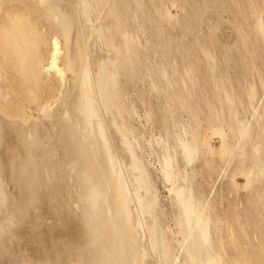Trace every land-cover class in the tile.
Returning <instances> with one entry per match:
<instances>
[{
  "label": "bare ground",
  "instance_id": "1",
  "mask_svg": "<svg viewBox=\"0 0 264 264\" xmlns=\"http://www.w3.org/2000/svg\"><path fill=\"white\" fill-rule=\"evenodd\" d=\"M224 1L0 0V264H264V231L254 256L250 220L220 226L214 186L198 179L197 162L218 154L222 178L240 158L242 187L264 180V77L262 93L245 84L237 106L240 91L203 45L214 44L216 27L212 40L198 29L209 8L225 14ZM246 6L229 22L244 46L254 36L264 51V2ZM177 23L194 32L199 24L204 43L183 44L181 65L175 52L152 66L148 45L172 53L167 30ZM195 51L218 105L197 96L211 84L187 58Z\"/></svg>",
  "mask_w": 264,
  "mask_h": 264
},
{
  "label": "rangeland",
  "instance_id": "2",
  "mask_svg": "<svg viewBox=\"0 0 264 264\" xmlns=\"http://www.w3.org/2000/svg\"><path fill=\"white\" fill-rule=\"evenodd\" d=\"M212 1V0H211ZM213 1H215V0H213ZM236 0H234L233 1V3L231 2V1H229V0H226V1H224L223 3H226V2H230L229 4H231L232 6H229L228 8L229 9H226V11L224 10V12H225V14L223 15V12H221V11H219V10H216V8L214 9L213 7V9L211 8V10H210V8L208 9V11L206 12V14L204 15V19L202 18V19H197V21H200V22H202V23H199V22H197V23H199V24H201L199 27H198V29L199 30H201V28H202V32H203V34H202V32L201 31H199V30H197V26L199 25H197V23L195 24V26H196V29H194L195 30V32L193 31V30H189L188 28H186V29H188V30H186L185 29V27L184 28H179V25L180 24H178V25H175L173 28H172V30L171 29H169L170 31H168L167 30V32H169V35L171 36H169L168 38L170 39L168 42H170L171 41V48H172V50L174 51H172V53H171V49L170 48H164V49H166V51H164V57H162V56H160V54H157L156 52H155V50H154V48H153V46H152V44H149L148 45V48L146 49L147 50V53H148V55H149V57H150V59H151V64H152V66H154L156 63H158V62H160L162 59L164 60V61H167L169 58H168V54H169V57H171V55L173 56V53H174V55H175V52H177V56H179V58L177 57V59L179 60V65H181V62H182V64H183V55H179V53H181L182 51H180L181 50V48L183 49V44H186L185 46H187V47H194L195 45H192V44H194V43H197V42H199L200 43V41H202L201 40V38L200 37H198V36H201L200 35V33L199 32H201V34H202V36L203 37H205V36H207L208 38H210V37H212L211 38V40L214 38L213 36H210V35H213L214 33L213 32H215V38H217V40L214 38V44H210V46H209V44L208 45H206V44H203L202 42V44L203 45H205L206 47L208 46V49H214L213 51H214V54L216 55V51L215 50H217V56H216V60H218L217 62H218V64H220V65H218V67L220 66V70L221 71H218V74L220 75L221 74V72H222V74L225 72L226 74H224V75H226L227 76V78L230 80V81H232V82H230V81H228V83H226V84H229V83H233V85L234 86H236L235 88H236V90L234 89V93H235V91H236V93H238L239 91V94L241 93V98H238L239 96L237 95H235L236 96V98H238L237 99V106H238V103H239V107H240V105H242L241 103H240V100L239 99H242V100H244V95H248V94H243L244 92L246 93V91H248L249 89H247L246 90V87H248V86H246L245 84H248L249 86H250V84H252V82H254L255 83V85L257 86L256 87V90L258 89V91H257V93H258V95H260L261 93H262V86H261V82H260V80H261V78L262 77H264V74H263V71H264V58H262L263 56H264V51H261V48H260V45H258L259 46V48L257 47V44H259L257 41H259L258 39H256V38H254V36H251V37H253L250 41H249V39H247L246 41H245V43H246V47H247V49H248V53L249 52H251V54H252V56H254V53H256L257 55L255 56V57H253L252 58V56L249 58V54L246 52V50L244 49L245 48V46H244V42H242L241 43V41L239 40H237V39H239L240 38V36L238 35V37H236V33H237V29H236V26L234 27V25H233V22H229V21H231L230 19H231V17H233V14H235V17L237 16V13H238V15L240 16L241 15V13H239L240 12V10L242 11V10H245V7H247L246 5H247V1H245V2H243V0H237L238 1V3H240L239 4V6L238 7H236L237 5H234V4H236V3H234ZM261 1H263L264 2V0H261ZM209 2H210V0H209ZM244 4L245 5V7L242 5V4ZM211 4V6H216L217 5V3L215 4V5H212V3H210ZM210 6V7H211ZM234 6V7H233ZM240 7H242V8H240ZM177 8V7H176ZM175 7H172V10H173V12L174 13H177V14H183L182 16L180 15V17L179 18H182L183 16H184V13H182L183 11L182 10H179L180 8H177L176 9ZM233 8V10H231ZM234 8H235V10H234ZM240 8V9H239ZM228 10V11H227ZM231 10V11H230ZM217 11H219V12H217ZM234 11H236V12H234ZM217 12V13H216ZM230 13V14H228V13ZM215 13V14H214ZM214 14V15H213ZM220 14V15H219ZM218 15L220 16V18H221V15H222V18H221V20L223 19V17H228L227 19L226 18H224L225 19V21L223 20V22H226V21H228L227 23H229V24H227V23H223L221 20H220V22L222 23V24H220L219 25V17H218ZM225 15H228V16H225ZM229 15H231V16H229ZM239 16H237V17H239ZM229 19V20H228ZM202 20H205V21H202ZM216 21L218 22V25L220 26V27H217L218 25L216 24ZM214 24L216 25V26H214ZM233 25V26H232ZM178 26V27H177ZM212 26V27H211ZM232 26V27H231ZM176 27V28H175ZM213 27H216V28H214V29H211V28H213ZM228 29H227V28ZM219 28V29H218ZM233 30H232V29ZM225 29V30H224ZM214 30V31H213ZM175 31V32H174ZM193 31V32H192ZM197 31H199V32H197ZM209 31H213L212 33L213 34H211V32H209ZM172 35H171V34ZM180 33V34H179ZM197 33H198V35H197ZM204 33H206V35L204 34ZM235 35H234V34ZM180 36H179V35ZM210 34V35H209ZM239 34V33H238ZM174 35V36H173ZM219 35V36H218ZM172 36H173V38H172ZM179 38H178V37ZM182 36V37H181ZM186 36V37H185ZM196 36H197V39H196ZM167 38V39H168ZM184 38V39H183ZM186 38V39H185ZM191 38V39H190ZM198 38H200V41H197L196 42V40H198ZM250 38V37H249ZM173 39V40H172ZM178 40H180L181 42H178ZM182 40H184L185 41V43H183L184 41H182ZM190 40V41H189ZM205 40V43L207 42V38H205L204 39ZM234 40H235V42L237 43V42H239V44H238V48L240 49V51L238 52V48H237V44L234 42ZM237 40V41H236ZM253 40H254V42H253ZM194 41V42H193ZM210 41V39L208 40V42ZM230 41V42H229ZM191 42V43H190ZM213 43V41H210L209 43ZM218 42V43H217ZM225 42L228 44H226V45H224L225 44ZM235 44H234V43ZM250 42V43H249ZM217 43V44H216ZM232 45H230V44ZM240 43L242 44V45H240ZM252 43V44H251ZM253 43H255L256 44V46H255V44H253ZM201 44V45H202ZM248 44V45H247ZM261 44V43H260ZM214 45V46H213ZM230 45V47H229V49L227 48L228 46ZM233 45H235V46H233ZM253 46V47H255V49L256 50H260V51H256L254 48H253V51H255V52H252L251 50V48H250V50H249V47L250 46ZM199 46V45H198ZM197 46V47H198ZM244 46V47H243ZM262 46V45H261ZM196 47V48H197ZM210 47H212V48H210ZM233 47H235V50L237 51V53H235L234 51L235 50H233L232 51V48ZM257 47V48H256ZM228 50H227V49ZM230 48H231V50H230ZM242 48V49H241ZM193 49V48H192ZM263 49V48H262ZM150 50V51H149ZM228 51V53H226L227 51ZM244 50V51H243ZM264 50V49H263ZM169 51V52H168ZM226 51V52H225ZM197 52H198V50H197ZM196 51H195V54L193 53V55H191V56H188L187 58H189V59H194V62H195V68H197V69H199V70H197L196 71V74L198 73V74H200V82H201V85H203V86H207V85H209L208 83H209V81H210V84H211V86H208V87H205V88H201V89H203V90H198L197 91V94L200 92V91H202L203 92V97L204 96H207L206 94H208V96H207V98H209L210 96V98H212V101H210V103H212L213 101V103L212 104H217L218 105V102L219 101H216V100H218V98H217V96H218V93L217 94H212L211 93V95H209V92H212V89H211V87H212V83H211V80H210V76L208 75V72L206 73V71L205 70H203V67H204V69H205V64L203 63L204 61H203V58H202V53L201 52H199L200 54H198ZM258 52V53H257ZM263 52V53H262ZM247 54V57H248V59L247 58H245V60H244V62L246 63H244L243 61H242V59L243 58H239V54ZM262 53V54H261ZM183 54V53H182ZM197 54L199 55V57L197 56ZM201 55V56H200ZM221 55V56H220ZM195 57H197V58H195ZM219 57V58H218ZM225 57V58H224ZM229 57V58H228ZM235 57V58H234ZM240 57H242L241 55H240ZM168 58V59H167ZM233 58V59H232ZM249 60V62L247 61V60ZM260 59V60H259ZM158 60V61H157ZM252 60V61H251ZM181 61V62H180ZM203 63V64H202ZM243 63V64H242ZM198 64V65H197ZM237 64V65H236ZM245 64V65H244ZM256 64V65H255ZM260 64V65H259ZM262 64V65H261ZM204 65V66H203ZM198 66V67H197ZM201 66V67H200ZM223 66V67H222ZM257 66V67H256ZM226 67V68H225ZM237 68V69H236ZM244 68V69H243ZM219 70V69H218ZM199 71V72H198ZM204 71H205V73H204ZM260 73V74H259ZM207 75V76H206ZM230 75V76H229ZM209 76V77H208ZM206 77V78H205ZM233 77V78H232ZM202 78V79H201ZM204 79V80H203ZM248 79V80H247ZM209 80V81H208ZM250 80V81H249ZM203 82H205L204 84H203ZM242 82V83H241ZM242 85H241V84ZM244 83V84H243ZM243 86V87H242ZM246 86V87H245ZM210 87V88H209ZM242 88V89H241ZM206 89H208V91H209V89H211L209 92L206 90ZM205 90L207 91V93L205 92ZM239 90V91H238ZM214 92H215V90H213ZM244 91V92H243ZM213 92V93H214ZM217 92V91H216ZM248 93V92H247ZM201 94V92L197 95L198 97H199V95ZM215 95V96H214ZM217 95V96H216ZM214 96V97H213ZM244 96V97H243ZM201 98V97H200ZM209 98V99H210ZM217 98V99H216ZM246 99V98H245ZM211 100V99H210ZM154 103H155V107H156V110L158 111V103L156 102L157 100H156V97H154ZM201 101H202V98H201ZM209 103V104H210ZM220 103V102H219ZM208 103H203V101H202V104L201 105H203V107H209V104L207 105ZM205 105V106H204ZM211 105V104H210ZM241 108V107H240ZM248 113L249 112H244V110H242V112H241V116H245V115H248ZM202 115L204 116L205 115V112L203 111V113H202ZM261 121H263L262 123L264 124V120L262 119ZM206 123V122H205ZM205 123H203V126L201 127V129L203 130V132H206V133H208L209 131H210V129L208 128V126H207V124H205ZM209 130V131H208ZM212 142H213V144L217 147V146H219V144H220V142H219V138H214L213 140H212ZM263 145H264V141H263ZM263 150H264V147H263ZM212 158H214L213 159V164L212 165H206V164H204V161H205V159H204V156L197 162V164H198V166H199V168H200V170H201V173H200V175H199V177H198V179L201 181V179L202 180H204V181H201V182H204V185H205V189L208 191V192H210V190L212 189V187L214 186V192H212V196H214L213 197V200L215 201L214 203H215V205L216 206H214V209L215 210H213V211H215V213H217L216 215H218L220 218L222 217V219H224V218H226L225 220H222L219 224H220V226L222 225H224L225 226V224H226V222L227 221H230V219H229V217L231 218L232 217V221L234 220L235 221V219H237V218H240V219H248V220H250V226H248V230H249V232H250V234L249 235H251L250 236V240H251V243H252V249H251V253H252V255H254L253 253L255 252V255H257L258 257H261V255H260V237H259V233H261L262 232V230L264 231V205H262L264 202V198H260L261 197V194H262V196H264L263 194H264V191L263 192H260L261 191V189L263 190L264 189V180L262 181V182H256L255 183V189L253 190L252 188H250V187H242V185H243V182H245L246 180V178H245V176L240 172V168H242L241 166H243V164H242V160H240L239 162H238V160L240 159V158H236L237 159V161H232L231 162V165L229 166L230 168H228V170H227V173H226V175L222 178L221 177V175H219V162H218V160L220 159V157H219V155L218 154H215L214 156H211ZM250 157V158H249ZM249 158V159H248ZM248 158L247 159H245V164H249L251 161H250V159H251V156H248ZM242 159V158H241ZM233 163V164H232ZM240 163V164H239ZM238 165H239V167H238ZM206 166V167H205ZM211 166V167H210ZM206 169V170H205ZM205 170V171H204ZM211 170V171H210ZM233 172L235 173L236 172V176H233L234 174H233ZM241 173V174H240ZM233 174V175H232ZM202 175V176H201ZM216 175V176H215ZM218 175V176H217ZM227 176V177H226ZM231 176V177H230ZM204 177V178H203ZM208 177V178H207ZM233 177H235V179L237 178V180H238V186L236 187V185L233 183V182H230V181H232V178ZM212 178V179H211ZM225 178V179H224ZM210 179V180H209ZM229 179V180H228ZM231 179V180H230ZM221 180V181H220ZM209 181V182H208ZM206 182H208V183H206ZM157 183H158V187H159V190H160V192H161V195H162V202H164L163 204H165V205H167V206H169L170 207V203H169V200L167 199V191H166V188L164 187V185H163V183L161 182V180H159V179H157ZM209 183H212V184H210L209 185ZM215 183V184H214ZM163 185V186H162ZM207 185V186H206ZM213 185V186H212ZM258 185V186H257ZM260 186V187H259ZM209 189V190H208ZM220 189V190H219ZM259 191V192H258ZM246 192V193H245ZM214 193V194H213ZM257 193V194H256ZM259 194V195H258ZM257 196H259V197H257ZM217 197H218V199H217ZM252 197V198H251ZM258 198H260V200H263V201H259V199ZM218 200V201H217ZM239 202H241L240 204H239ZM253 202V203H252ZM261 202H263V203H261ZM217 203V204H216ZM260 203V204H259ZM253 205L255 206V207H253ZM240 206H242V207H240ZM216 207V208H215ZM252 207H253V210H252ZM220 208V209H219ZM225 208V209H224ZM241 209V210H240ZM244 210V211H243ZM233 211V212H232ZM237 211V212H236ZM221 212V213H220ZM250 212V213H249ZM233 213V214H232ZM236 214V215H235ZM240 214V215H239ZM225 216V217H224ZM237 216V217H236ZM256 218V219H255ZM263 219V220H262ZM225 221V222H224ZM260 221H261V223H260ZM262 221H263V223H262ZM231 222V221H230ZM259 224H261L262 226L261 227H259ZM253 227H252V226ZM257 226L259 227L258 228V230H257ZM250 228V229H249ZM261 228V229H260ZM254 229V230H253ZM260 230V231H259ZM255 232V233H254ZM254 234H256V235H254ZM254 236H256V237H254ZM252 238H253V242H252ZM254 239H256V241L254 240ZM255 243V244H254ZM255 245V247H254V245ZM258 247H257V246ZM254 247V248H253ZM259 248V249H258ZM257 249V250H256ZM253 250H254V252H253ZM258 251V252H257ZM254 255V256H255Z\"/></svg>",
  "mask_w": 264,
  "mask_h": 264
}]
</instances>
